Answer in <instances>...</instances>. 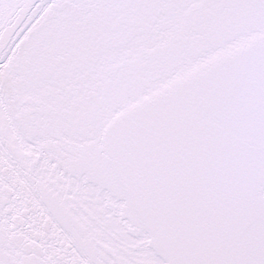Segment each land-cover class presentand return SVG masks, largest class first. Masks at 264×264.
Returning a JSON list of instances; mask_svg holds the SVG:
<instances>
[{
	"label": "snow or ice",
	"instance_id": "1",
	"mask_svg": "<svg viewBox=\"0 0 264 264\" xmlns=\"http://www.w3.org/2000/svg\"><path fill=\"white\" fill-rule=\"evenodd\" d=\"M0 264H264V0H0Z\"/></svg>",
	"mask_w": 264,
	"mask_h": 264
}]
</instances>
